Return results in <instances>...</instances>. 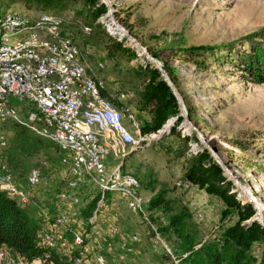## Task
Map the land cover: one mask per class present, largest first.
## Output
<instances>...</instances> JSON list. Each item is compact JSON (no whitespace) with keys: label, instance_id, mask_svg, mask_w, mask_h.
I'll use <instances>...</instances> for the list:
<instances>
[{"label":"rangeland","instance_id":"obj_1","mask_svg":"<svg viewBox=\"0 0 264 264\" xmlns=\"http://www.w3.org/2000/svg\"><path fill=\"white\" fill-rule=\"evenodd\" d=\"M109 1L116 18L132 32L131 35L167 66L186 98L194 123L209 144L217 147L225 164L230 166L243 188L252 194L250 197L260 203V214L264 219V84L253 82L248 73L238 67L243 56L254 54L260 37L264 36V0ZM15 12L69 32L94 67L98 82L117 97L116 105L122 111L134 115L145 136L144 144L139 148L113 143L114 149L120 148L119 152L106 161L107 175L120 167V174L139 178L142 215L134 214L118 194L107 193V197L102 196L98 203L97 208L101 210L97 209L91 219L90 233H87L82 210L93 201L99 189L89 179L76 181V187L72 185L76 176L70 165L71 153L38 134L37 125L26 124L28 130L14 124L6 126L3 135H6L7 146L0 148V159L9 169L15 185L11 192L0 189L20 204L30 203L32 217L43 218L46 226L41 234L42 242L48 235L54 247L50 250L72 258V264L75 259L78 264H181L171 252L167 238L159 233L153 220L155 216L162 215L163 224L169 225L170 214L177 212L176 205L188 207L193 215L191 226L198 231L202 241L219 239L226 228L238 222L236 211H231L222 220L228 206L220 196L186 180L190 158L206 148L195 139L191 127L185 131L188 125L185 120L173 135L171 130L177 120L168 121L158 132H143L151 115L148 110L141 109L144 82L138 70L149 61L123 38L108 13L94 22L92 8L85 0L72 3L69 9L58 13L37 11L16 3L0 7V19ZM11 35L0 31V43L5 38H9L10 45L21 40L18 36L11 38ZM170 45L210 46L221 61L218 63L216 56L209 59L207 68L183 63L165 51ZM226 59L237 64L227 65ZM99 65H102L101 69ZM121 95L125 97L121 98ZM13 102L19 109L29 111L33 108L17 100ZM123 123L131 129L127 119H123ZM17 131H25L22 135L29 137L30 146L27 147L33 150L27 152L20 147L16 141ZM37 139L45 142L34 149L38 146L35 144ZM237 140L248 145L247 149L233 145L232 141ZM231 151L252 163L253 168L232 158ZM34 169L40 170L41 178L35 187H31L28 178ZM19 191L27 195L26 200L18 197ZM160 191L165 193L166 201L175 204L169 214L146 210L147 203ZM231 192L238 194L242 205L248 204L247 197L236 187ZM63 194L71 198L65 200L61 198ZM252 221H257L256 216ZM68 226L76 239L74 234L72 238H66ZM85 239H88L86 245ZM55 242L77 249L87 246V252L77 256L63 253V247ZM0 252L2 264H26L4 248H0ZM252 253L257 264H264V241L256 242ZM35 262L43 264L40 260Z\"/></svg>","mask_w":264,"mask_h":264},{"label":"trees","instance_id":"obj_2","mask_svg":"<svg viewBox=\"0 0 264 264\" xmlns=\"http://www.w3.org/2000/svg\"><path fill=\"white\" fill-rule=\"evenodd\" d=\"M78 1L82 0H0V7L3 8L4 5L20 3L26 7H33V9L37 11L58 13L66 11L69 9L70 4H74ZM85 1L89 4V7L92 8L91 17L94 22L108 13V7L100 0ZM60 30L72 37V35L66 30ZM123 38L127 39L124 35ZM260 39L261 42L258 43L254 54L247 57L243 56L238 67L241 70H245L253 82L264 84V36L260 37ZM131 45L136 47L133 42H131ZM118 46L121 47L119 44ZM148 51L155 59H158L157 55L150 50ZM165 51L169 52L170 56L177 61L190 63L200 68H207V60L215 59L216 56L213 47L203 45L188 47L170 45L166 47ZM137 52L139 54L141 53L138 50ZM215 60L218 63L221 61L217 56ZM225 63L227 65L237 64L236 61L231 59H226ZM163 67L172 82L180 91L189 117L194 123L192 113L187 106L183 92L177 85L176 80L170 74L167 66L163 64ZM138 73L139 77L142 78L144 82V88L141 93V109L148 110L151 115L150 123L142 128L143 132L145 134L151 131L158 132L168 121L177 120L176 126L171 130L172 135L176 134L177 127L180 123L184 122V118L181 116L177 98L173 94L171 88L163 80L161 73L149 62H146V65L140 67ZM98 89L101 95L121 114L128 113L122 111L123 109L116 105L119 100L107 87H102L101 82L98 83ZM122 97H125V95H121V98ZM25 118L26 115H24L20 122H17L14 125L28 130V127L24 123ZM189 128L190 125L188 124L185 127V131L188 132ZM23 133H25V131L16 132V141L24 151L30 152L33 149L27 147L30 146V143L28 142L29 137L27 135H22ZM194 136L199 143L200 139L196 133H194ZM44 142V139H37L35 144L38 146L34 147V149H37L39 145H43ZM232 143L241 149H247L248 147V145L239 140L232 141ZM31 146H33L32 143ZM213 147L217 154L222 158L220 152L216 149L217 147ZM255 148H257V146H255ZM230 154H232V158H236L245 166L253 168L252 163L242 157L236 156L233 151H231ZM55 159L60 160V157H55ZM226 165L230 169V166L227 163ZM185 177L191 184L199 186L211 194L220 196L224 202L227 203L228 207L223 212L222 220H224L231 211H236L239 214V220L234 226L226 228L219 239L202 241L200 236H198V231L193 230V227L191 226L193 215L188 207L181 204L176 205L178 207L177 212L175 214H170V218L168 219L169 225L163 224L162 215L159 214L155 216L153 220L156 223L157 229L159 233L169 241L173 255L179 259L181 264H257L252 249L256 242L264 241V226L260 225L257 221H252L253 219L255 220L257 214L255 206L249 203L246 204V206L242 205L241 201L238 199V194L231 192L235 188L234 183L229 180L224 170L214 160L208 149H203L202 152H198L190 158L189 168L185 173ZM3 189L8 191L5 188ZM4 190L0 189V248L6 249V251L12 254L15 258L21 259V261L26 264L37 260H40L43 264H72V258L61 256L56 250H50L44 246L41 234L46 225L42 217L38 220L32 217V205L30 203L20 204ZM99 191L103 195L100 192H97L93 201L82 210V218L84 220V225L86 224L87 226H84L87 233H90V227L92 226L91 219L94 218L98 209V203L101 201L102 196L103 198L107 197L106 192ZM248 193L252 196L249 191ZM111 200L109 202H111ZM174 205L175 204L172 203V201H166L165 193L160 191L154 195L149 203H147L146 210L148 209L153 212H158L157 210H159L161 214H169ZM98 210L100 211L101 208ZM54 213L55 211L51 212V214ZM71 231L73 230L68 226L66 238H72L74 234V238L76 239L75 233H72ZM64 237L65 234L63 238ZM87 241L88 239H85L84 245H86ZM81 252H83V249L78 250L75 256L79 255ZM167 252H165L166 255H168ZM76 260L77 259L74 260V264L76 263Z\"/></svg>","mask_w":264,"mask_h":264},{"label":"bare ground","instance_id":"obj_3","mask_svg":"<svg viewBox=\"0 0 264 264\" xmlns=\"http://www.w3.org/2000/svg\"><path fill=\"white\" fill-rule=\"evenodd\" d=\"M16 20L19 22L15 23ZM114 26L123 33L117 25L114 24ZM0 31L11 33L14 37L18 36L21 39L15 45L9 44L8 37L0 43V105L5 107L0 106V148L3 149L7 146L6 135H3L6 126L20 122L26 115L25 125H37L38 134L71 153L72 164L70 165L76 176L72 183L74 187L78 185L76 181L82 182L89 179L99 190L121 196L134 214H141L143 198L140 194L142 185L139 179L130 174H122V172L120 174V167L112 175L106 174V161L113 154V143L118 142L124 147H132V149L142 147L144 144L145 137L142 135L141 126L134 115L121 114L101 95L94 67L69 34H65L49 23L34 21L16 12L7 14L0 19ZM123 35L126 37L125 33ZM128 42L132 41L128 40ZM134 48L141 52L137 45ZM39 51L42 52L45 59H38V66H45L46 62L48 67H58L59 64L64 68V71L50 69V74H41V81L52 86H59L61 79H67L69 76L66 88L76 90V96L80 98V111L93 110V117L102 119V130H94V127L87 122L86 113L68 116L67 122L60 110L45 107L40 97H30L27 100L19 94L18 89H15L10 83L2 81L8 69L19 71L20 66H33L34 55ZM98 68L101 69L102 65H99ZM31 94H39V87L31 86ZM14 100L27 107L33 106V108L29 111L19 109L14 105ZM123 119L128 120L131 129L124 125ZM123 130H130V136ZM75 133L83 136H77ZM93 140H97L98 145ZM76 154L78 160H76ZM3 164L6 179L9 182L4 178V173L0 171V187L11 192L10 190H14L13 185H15L12 184L13 176L10 175L6 164L0 159V167H3ZM40 178V170H32L28 178L29 185L35 187ZM18 197L23 201L27 199V195L21 191L18 192ZM61 198L68 200L71 196L63 194ZM45 237L47 239L43 242L44 246L48 249L52 248L51 239L48 235ZM2 260L3 255L0 252V264L3 263Z\"/></svg>","mask_w":264,"mask_h":264},{"label":"built area","instance_id":"obj_4","mask_svg":"<svg viewBox=\"0 0 264 264\" xmlns=\"http://www.w3.org/2000/svg\"><path fill=\"white\" fill-rule=\"evenodd\" d=\"M17 22L19 21L16 20L15 23ZM38 59H45V56L42 55L41 51H39L37 54L34 55L33 66H20L19 71H12L8 69L6 71V76L2 81L10 83L15 89H18L19 94H21L27 100L30 97H40L45 107H51L54 108L55 110H60L66 117L67 122H68V116H76L78 113H86L87 122H89L94 127V130L95 131L102 130V119H95L93 117V110L89 109V112L80 111L79 108L80 98L76 96V90H70L66 88V81L69 80V76H67V79H61V85L59 86H52L50 84H46L41 81V74H50V69H59V71H64V68L59 64L58 67H48L46 62H45V66H38ZM31 86H38L39 94H31ZM0 106L3 107L2 105ZM123 131H126L130 136V130H123ZM75 134L77 136H83L82 134L79 133H75ZM93 141L96 143V145H98L97 140H93ZM71 152L74 151L71 150ZM76 160H78L77 154H76ZM0 171L4 173V178L6 179L4 164L3 167H0ZM55 235L58 234L55 232ZM55 243L63 247V253L76 254V252L80 250L74 246L62 245L59 244V242H55ZM86 252H87V246H84L83 252L81 253H86ZM28 263L39 264L37 262H31V263L28 262Z\"/></svg>","mask_w":264,"mask_h":264},{"label":"water","instance_id":"obj_5","mask_svg":"<svg viewBox=\"0 0 264 264\" xmlns=\"http://www.w3.org/2000/svg\"><path fill=\"white\" fill-rule=\"evenodd\" d=\"M101 1L108 7V15H110L112 17L113 23L115 25H117L123 33L126 34L127 40H131L133 43H135L137 45V47L139 48V50L141 51V53H143L145 55L144 58L147 59L149 61V63H151L161 73L163 80L171 88L173 94L177 98V101L179 104V109L181 111V116L184 118L185 122H187L190 125V127L193 129V131L197 134V136L199 137L200 141L205 146V148L211 152L214 160L221 166V168L224 170V172L227 175V177L229 178V180H231L234 183L237 190L238 191L240 190L244 195H246L247 203L255 206V208L257 210L256 220L258 221V223L260 225L264 226V219H262V215L260 214V210H261L260 203H256V201H254L253 198H251L249 196V194L246 192V190L241 185L240 181L237 179L236 175L233 174V172H231V170L225 164L224 160L217 154L216 150L209 144V141L206 139V137L203 135V133L192 122V120L190 119L189 114L187 112L185 103L183 101V97H182L180 91L175 86V84L172 82V80L169 77V75L167 74V72L165 71L163 64H161V62H159L157 59H155L149 53L148 49L145 48L136 38H134L130 32L128 33L127 28L116 18L113 4H111V2L109 0H101ZM258 217H261V218L259 219Z\"/></svg>","mask_w":264,"mask_h":264},{"label":"crops","instance_id":"obj_6","mask_svg":"<svg viewBox=\"0 0 264 264\" xmlns=\"http://www.w3.org/2000/svg\"><path fill=\"white\" fill-rule=\"evenodd\" d=\"M68 30V29H67ZM69 31V30H68ZM101 78V77H100ZM120 149V148H119ZM119 149H117V147H115V149H114V151H113V154L112 155H114L115 153H117V152H119ZM12 159H13V157H12ZM40 208V207H39Z\"/></svg>","mask_w":264,"mask_h":264}]
</instances>
